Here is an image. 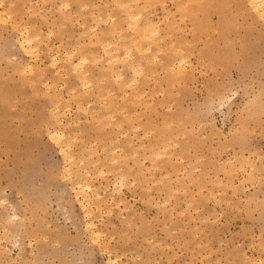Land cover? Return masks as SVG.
I'll list each match as a JSON object with an SVG mask.
<instances>
[{
  "label": "rangeland",
  "instance_id": "1",
  "mask_svg": "<svg viewBox=\"0 0 264 264\" xmlns=\"http://www.w3.org/2000/svg\"><path fill=\"white\" fill-rule=\"evenodd\" d=\"M2 1L0 264H264V20L252 4ZM20 35L36 37V58ZM77 179L98 202L88 192L80 205Z\"/></svg>",
  "mask_w": 264,
  "mask_h": 264
},
{
  "label": "bare ground",
  "instance_id": "2",
  "mask_svg": "<svg viewBox=\"0 0 264 264\" xmlns=\"http://www.w3.org/2000/svg\"><path fill=\"white\" fill-rule=\"evenodd\" d=\"M1 2L4 4V2L1 0ZM2 3H0V5H2ZM248 3L249 4H252V9H254V10H257V13H258V15H259V17L260 18H262L263 20H264V0H248ZM65 4H67V3H65ZM69 5V4H68ZM127 5H129V4H127ZM186 5H187V3H186ZM59 6H61V4L59 5ZM66 7H70V6H67L66 5ZM86 7V5L84 6V8ZM126 7V6H125ZM64 9H65V7H63ZM1 10V9H0ZM8 10V9H7ZM7 10H5V11H3L4 12V14H5V12L7 11ZM17 12H18V10H17ZM2 12H1V16H2ZM8 14H10V13H8ZM7 14V15H8ZM131 14H133V13H131ZM6 15V16H7ZM10 15H14V14H10ZM140 15V14H139ZM113 16V15H112ZM134 16V15H133ZM3 17V16H2ZM1 17V18H2ZM14 17H15V15H14ZM111 17V16H110ZM109 17V18H110ZM136 17H137V15H136ZM135 17V19H138V18H136ZM4 19H5V17H3ZM3 18H2V20H3ZM113 18V17H112ZM9 19V18H8ZM56 19V18H55ZM131 19H132V17H131ZM141 19V15H140V18H139V20ZM1 20V19H0ZM13 20V19H12ZM133 20V19H132ZM14 21H15V19H14ZM1 22V21H0ZM4 22V21H3ZM17 22H19V21H17ZM16 22V23H17ZM110 22V21H109ZM73 23V22H72ZM85 23V22H84ZM16 25V24H15ZM63 26H64V24H63ZM148 26H150V31L148 32V34L147 35H154L155 36V34L154 33H156L157 32V29H158V26L157 25H153L152 23H150V24H148ZM19 27V25H17V28ZM28 27H30V26H28ZM56 27H59V26H56ZM83 27H84V24H83ZM21 28V26L19 27V29ZM60 28V27H59ZM91 28V27H90ZM93 28H96V27H93ZM29 29V28H28ZM28 29H27V31H28ZM89 29V28H88ZM22 31H23V29H22ZM24 31H26V27H25V29H24ZM26 31V32H27ZM20 31H18V33H19ZM29 32V31H28ZM52 32V31H51ZM50 32V33H51ZM69 32V31H68ZM25 33V32H24ZM39 32H37V34H38ZM20 34H22V32H20ZM37 34H36V36H37ZM115 34V33H114ZM113 34V35H114ZM39 35H41V34H39ZM94 35V34H93ZM92 36V35H91ZM95 36V35H94ZM153 36V37H154ZM20 37H21V35H20ZM37 37H39V39H40V36H37ZM114 37V36H113ZM147 37V36H146ZM156 37V36H155ZM32 37L30 36V35H22V37H21V40H20V46H21V48L23 49V51H24V53L30 58V59H34V58H36V56L37 55H35L36 54V48H38L37 46H35L34 44H33V41L36 39V37L35 38H33V39H31ZM93 38V37H92ZM116 38V37H115ZM151 38V37H150ZM16 39H18V37H16ZM107 39V38H106ZM16 41H19V40H16ZM40 42H42V40L40 41ZM108 42V41H107ZM107 42H106V44H107ZM39 45V44H38ZM119 45V44H118ZM179 45H181V44H179ZM119 47V46H118ZM107 48V47H106ZM149 49H150V47H149ZM149 49H148V51H149ZM39 50H41L40 48H39ZM178 50V49H177ZM180 50V49H179ZM121 51H123V50H121ZM145 51V50H144ZM181 51V50H180ZM108 52V51H107ZM115 52V51H114ZM117 52V51H116ZM146 52V51H145ZM38 53H40V52H38ZM74 53V52H73ZM156 53H160V50H159V52H156ZM71 54H72V52H71ZM109 54V53H108ZM108 54H107V56H108ZM58 54H56V56H57ZM73 55V54H72ZM126 56V55H125ZM124 56V57H125ZM142 56H144V55H142ZM146 56V55H145ZM144 56V57H145ZM59 57V56H58ZM73 57H75L74 55H73ZM86 57V56H85ZM123 57V58H124ZM127 57V56H126ZM143 57V58H144ZM53 58H54V56H53ZM153 58V57H152ZM39 59V58H38ZM59 59V58H58ZM58 59H53L52 60V62H50V63H52V64H56L57 63V61H59ZM81 59V58H80ZM102 59V58H101ZM113 59L114 60H117L118 59V57L115 59V57H111L110 59H108V60H106V62L107 61H112V63H114L113 62ZM125 59V58H124ZM153 59H155V56H154V58ZM156 59H157V57H156ZM159 59V58H158ZM87 60H89V59H87ZM87 60L85 61V59L83 58V59H81V60H79V62H77V63H75L74 65H73V69H75L77 72H80V75H81V77H83L84 76V72H83V66H84V63H86L87 62ZM151 60V59H150ZM178 60V59H177ZM66 60H64V62H65ZM70 61V60H69ZM77 61V60H76ZM91 61V60H90ZM96 61H99V59H97ZM118 61V60H117ZM121 61V60H120ZM123 61V60H122ZM142 61V60H141ZM160 61V60H159ZM182 61V60H181ZM99 62H101V60L99 61ZM157 62V61H156ZM161 62V61H160ZM183 63H184V61H182ZM118 63V62H117ZM152 63H155V62H152ZM177 63H180L179 65H181V62H178L177 61ZM51 64V65H52ZM59 64H60V62H59ZM139 64V63H138ZM148 64H150V63H148ZM185 64V63H184ZM54 65H52V66H54ZM174 65V64H173ZM179 65H178V67H179ZM56 66V65H55ZM119 66V65H118ZM59 67H61L62 68V65L60 64L59 65ZM58 67V68H59ZM58 68H56V69H58ZM61 68H60V70H61ZM121 68V67H120ZM138 68H140L141 69V67L139 66ZM144 68V67H143ZM142 68V69H143ZM185 68V67H184ZM25 69H28V70H30V71H33V68L29 65V64H27V65H25L24 66V68H23V70H25ZM84 69H86V68H84ZM126 69V68H125ZM136 69V68H135ZM140 69H139V71H140ZM177 69V68H176ZM222 69V68H221ZM59 70V69H58ZM57 71V70H56ZM62 71L63 70H61V73H62ZM144 71V69L143 70H141V73ZM182 71V70H181ZM181 71H180V73H181ZM183 71H185L184 69H183ZM182 71V72H183ZM28 72V71H27ZM69 72V71H68ZM22 73H24V72H22ZM43 73V72H42ZM41 73V74H42ZM57 73H59L58 71L57 72H55L54 74H57ZM66 73V72H65ZM90 73V72H89ZM89 73H87L88 75H89ZM146 73V72H145ZM28 74V73H27ZM60 74V73H59ZM64 74V73H63ZM69 74V73H68ZM42 75H44V73L42 74ZM65 75V74H64ZM66 76H68L67 74H66ZM65 76V77H66ZM87 76V75H86ZM151 76V75H150ZM41 77V76H40ZM42 78V77H41ZM88 78V77H87ZM125 79V78H124ZM84 79H82L81 81H83ZM86 80V79H85ZM84 80V83L86 82ZM87 80H89V79H87ZM103 81H104V79H102ZM101 81V80H100ZM131 81V80H130ZM90 82V81H89ZM128 83H130V82H128ZM135 83V82H134ZM47 84V83H46ZM53 84V83H52ZM87 84V82L85 83V86L86 87H88V85H86ZM83 85V84H82ZM129 85V84H128ZM33 86V85H32ZM45 86V85H44ZM50 86H52L51 84H50ZM84 86V85H83ZM84 86V87H85ZM49 87V86H48ZM47 86H46V90H45V92L47 91V93H48V90H49V88H48ZM77 87H79V86H77ZM33 88H34V86H33ZM47 88H48V90H47ZM89 88V87H88ZM88 88H86L87 90H88ZM40 89V88H39ZM55 89V88H54ZM75 89V88H74ZM74 89H71L72 90V92H73V90ZM77 89V88H76ZM76 89H75V91H76ZM85 89V90H86ZM34 90H36V89H34ZM72 92H71V95H72ZM86 92V91H85ZM36 94H37V92H35ZM44 93V92H43ZM58 93V92H57ZM87 93V92H86ZM106 93H108V92H106ZM46 94V93H45ZM78 94H82V93H78ZM110 94V93H109ZM59 95V94H58ZM57 95V96H58ZM76 95V94H75ZM83 96V95H82ZM109 97V96H108ZM53 99H55V98H53ZM15 102V101H14ZM58 102H60V101H58ZM81 102V101H80ZM79 102V103H80ZM112 102V101H111ZM90 103H92V102H90ZM105 103V102H104ZM60 104V103H59ZM59 104L57 103V105L59 106ZM82 105H83V103H82ZM53 107H55V106H52V108ZM86 107H87V105H86ZM105 107V106H104ZM51 108V109H52ZM55 108H57V107H55ZM83 108V107H82ZM109 108V107H108ZM66 109V108H65ZM64 109V110H65ZM90 109V108H89ZM59 111H62V110H60V109H58ZM63 110V111H64ZM87 110V109H86ZM98 110V109H97ZM102 110V109H101ZM124 110V109H123ZM84 111V110H83ZM92 111V110H91ZM54 112V111H53ZM64 114V113H63ZM110 115H111V113H110ZM110 115L108 116V117H110ZM113 115V114H112ZM126 115V114H125ZM92 116H94V114L92 115ZM96 116V115H95ZM113 116H115V115H113ZM113 116H111V117H113ZM57 118V117H56ZM101 118V117H100ZM100 118H98V120H100V122H101V119ZM107 118V117H106ZM105 118V119H106ZM114 119V118H113ZM61 120V119H60ZM59 119H57V122H59L60 121ZM92 121V120H91ZM69 122V121H68ZM122 122V121H121ZM120 122V123H121ZM61 123V122H60ZM99 123V122H98ZM110 125V124H109ZM111 125H112V122H111ZM120 125V124H119ZM120 127V126H119ZM181 128V127H180ZM48 130V129H47ZM126 136V135H125ZM48 137H50V139H51V141H53V142H55L56 141V144H57V146L60 144V143H62L61 145H60V150H61V153H63V155H65L66 157H68V155L70 156L71 155V150H72V148H71V150H69V149H67L66 147H64L65 145H63L64 144V133L63 132H61V131H58V130H53V131H50L49 132V136ZM111 139V138H110ZM115 139V138H114ZM117 139V138H116ZM66 140V139H65ZM71 140H72V137H71ZM70 140V141H71ZM102 141V140H101ZM170 141V140H169ZM66 142V141H65ZM77 142V141H76ZM75 141H74V143H76ZM81 142V141H80ZM111 142H113V140L111 141ZM68 144H67V146H69V142H67ZM71 143V142H70ZM95 143V142H94ZM119 143V142H118ZM117 143V144H118ZM154 144V143H153ZM157 144V143H156ZM170 144V143H169ZM143 146V145H142ZM170 146V145H169ZM59 147V146H58ZM97 147V146H96ZM117 147V146H116ZM102 148H104V147H102ZM151 149H153V148H151ZM70 151L69 152V154H67V151ZM87 150V149H86ZM117 150V149H116ZM122 150V149H121ZM166 150V149H165ZM74 151V150H73ZM92 151V150H91ZM115 151V150H114ZM164 151V150H163ZM74 153V152H73ZM72 153V154H73ZM159 153H161V152H159ZM67 154V155H66ZM76 154V153H75ZM102 154V153H101ZM151 154V153H150ZM91 155H92V152H91ZM90 155V156H91ZM134 155H136V154H134ZM133 155V156H134ZM159 155V154H158ZM172 155V154H171ZM72 156H74V154L73 155H71L68 159H70V160H68L69 162H71V161H73L74 159H72ZM90 156H89V158H90ZM114 156V155H113ZM132 156V157H133ZM155 158H156V156H157V153H155ZM160 156H161V154H160ZM92 157H93V155H92ZM112 157V156H111ZM111 157L108 159V160H110L111 161ZM158 157V156H157ZM74 158V157H73ZM127 158V157H126ZM65 159V158H64ZM66 160V159H65ZM80 160V159H79ZM85 160V159H84ZM113 161L115 160V158L114 159H112ZM116 160L118 161V157H116ZM147 160V159H146ZM155 160V159H154ZM83 162V159H81L80 160V162ZM86 161V160H85ZM156 161H157V159H156ZM77 162H79V161H77ZM81 162V163H82ZM100 162V161H99ZM73 163H76L75 161L74 162H72L70 165H69V167L70 168H68L67 170H68V173H69V169H71V167L74 165ZM85 163V162H84ZM95 164V163H94ZM101 164V163H100ZM162 164V163H161ZM78 165V164H77ZM82 165V164H81ZM75 167H76V165H74ZM88 166V165H87ZM100 166V165H99ZM113 166V165H112ZM133 166V165H132ZM80 167V166H79ZM84 168H82L81 170H85L86 169V167L85 166H83ZM134 167V166H133ZM76 168H78V167H76ZM75 168V169H76ZM103 168V167H102ZM107 168V167H106ZM79 169V168H78ZM78 169H77V173H78ZM125 169V168H124ZM93 170V169H92ZM118 170V169H117ZM116 170V171H117ZM119 170H120V168H119ZM64 171H66V170H64ZM72 171V170H71ZM86 172H87V170H85ZM150 171V170H149ZM99 172V171H98ZM101 172H103L102 170H101ZM113 172V171H112ZM118 172V171H117ZM120 172V171H119ZM129 172V171H128ZM127 172V174H129ZM67 173V172H66ZM80 173H82V171H80ZM85 173V172H84ZM89 173H90V171H89ZM108 173V172H107ZM109 173H110V171H109ZM114 173V172H113ZM70 175H72L73 173H69ZM68 174V175H69ZM88 174V173H87ZM106 174V173H105ZM69 175V176H70ZM76 175V174H75ZM97 175H98V173H97ZM102 175H103V173H102ZM121 175V174H120ZM123 175V174H122ZM122 175H121V177H122ZM154 175V174H153ZM68 176V177H69ZM73 176V175H72ZM85 176H86V174H85ZM88 176V175H87ZM101 176V175H100ZM107 176V175H106ZM137 176V175H136ZM80 177V176H79ZM81 177H82V175H81ZM80 177V178H81ZM90 177H92V175H90ZM95 177V176H94ZM116 177H117V175H116ZM119 177V179H122V181L120 182V183H123V181H124V178H126L125 177V173H124V176H123V178H121L120 176H118ZM78 178V177H77ZM88 178V177H87ZM86 178V179H87ZM74 179H75V177H74ZM92 179V178H91ZM90 179V180H91ZM78 181L77 182H74V184H73V186H74V189L73 190H75L76 191V198L77 197H79V196H81V199H80V202H81V204L80 205H84V206H86V204L88 205V203H90L91 202V199H90V197L88 196V192H90V193H93L94 194V196H96L97 198H95V199H97V202H98V200H99V198H100V195L99 194H97L93 189H92V187H91V185L90 184H88L87 182L85 183V182H82V181H80L79 179H77ZM115 180H116V178H115ZM114 180V181H115ZM126 180V179H125ZM76 181V180H75ZM134 181V180H133ZM119 182V181H118ZM162 182V181H161ZM115 183H116V181H115ZM114 183V184H115ZM141 183H139V185H140ZM121 185V184H120ZM124 185H125V182L123 183V187H124ZM136 185H137V183H136ZM113 186H115V185H113ZM117 186H119V185H117ZM122 186V185H121ZM125 188V187H124ZM152 189V188H151ZM113 190H115L114 189V187H113ZM112 190V191H113ZM121 190V189H120ZM119 190V188H118V191H120ZM148 190V189H147ZM118 191H113V192H118ZM176 191V190H175ZM89 195H92V194H89ZM92 197H93V195H92ZM80 198V197H79ZM149 199H150V197H149ZM148 199V200H149ZM169 199V198H168ZM147 200V201H148ZM124 202V201H123ZM122 203V202H121ZM120 203V204H121ZM96 204V203H95ZM95 204H93V206L95 205ZM108 205V204H107ZM116 205H117V203H116ZM119 205V204H118ZM117 205V206H118ZM84 206H83V208H84ZM96 207V206H95ZM107 207V206H106ZM86 208V207H85ZM102 208V207H101ZM103 208H104V206H103ZM112 208V207H111ZM130 208V207H129ZM86 215V214H85ZM122 216V215H121ZM13 219V218H12ZM95 224L92 222V221H88L87 220V222L85 223V226H86V229H88V231L91 233V236H95L94 238H96V236L97 237H99V235H101V234H99L100 232H98V231H96L95 230V226H94ZM118 258H119V256H118ZM121 258V257H120ZM108 262V261H107Z\"/></svg>",
  "mask_w": 264,
  "mask_h": 264
}]
</instances>
